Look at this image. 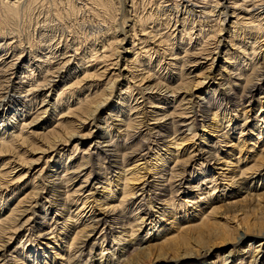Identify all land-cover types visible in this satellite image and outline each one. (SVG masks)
I'll use <instances>...</instances> for the list:
<instances>
[{"label":"bare ground","instance_id":"1","mask_svg":"<svg viewBox=\"0 0 264 264\" xmlns=\"http://www.w3.org/2000/svg\"><path fill=\"white\" fill-rule=\"evenodd\" d=\"M129 1L131 2V9H132L131 14H133L131 17L133 18L131 19L129 18L126 22L123 21L122 25L126 26V23L129 22V26H128L129 33L132 35V36L130 35L131 37L130 45L132 48V55L134 56H133V60L129 61V63L127 64V67H128L127 69L134 70L133 73H135L136 71H140L138 70V67L142 68L143 71L147 70L146 74H143V75H146V77L145 76L143 77V75L142 77H140L141 82H143L144 80H147L149 82L150 79L154 80L153 77H151L152 74L150 73L151 70L153 71V69H151L153 65L152 64L150 65L149 62L153 54H155V56H158V58L162 60V58L164 57L163 55H166V51H169V53L173 51L174 47H173V44H169L170 43L169 39L175 33L177 34L176 37L179 35L180 43H182L181 41L186 38V41L188 40L186 44L188 45L193 39L194 34H196L197 38L196 36L194 37V39L196 38L195 39L196 43L191 48V51H192L191 53H193L192 56H197L199 57V59H203L206 61L204 63H202L201 61L198 62V66L196 67V69L197 68L198 69L196 71H199V74H202V70H205V69L209 70L212 67V65L215 62L214 56L216 54H220V52L218 53L219 49H225V47L222 48L224 46L223 43L225 42H226V45H228L227 47H229V49H227L226 47L227 52L224 53L225 55L221 59L224 62L222 61L220 62L222 63L219 68L220 73L226 71L224 70V68L228 64L231 63V61L233 60L232 56L234 55L233 57H235L236 55L238 57V54L242 55V57H246L245 55L247 54L246 58L252 64L251 66H254L255 64V65H260V67L264 68L263 66L264 65V49H262L264 47V0H157L158 4L157 6L154 7V9L145 10V8H142V12L138 11L137 2H135V0H129ZM23 3L24 2L22 0H6L1 5L2 6L1 9L4 15H3V20L0 21V77L1 79L2 78L4 79L3 83H5L6 85L4 86L2 84L4 88L2 89L0 88L1 90L0 92H2L0 94V107L8 106L9 100L13 99L14 95H17V97L22 99V101L24 98L26 101L24 103H27L26 105L30 107L33 103L37 102L38 98L42 97L41 99L42 103L40 106L42 110L36 108L35 114L33 117L28 112L21 111V109L18 110V113L21 112L19 116L20 117L24 116V118L26 119L25 121H27L29 118L32 117L29 123L26 124L25 121H22V123L19 124V126H17L16 124L14 125L13 123L9 125L4 124V121L6 120V118L11 116L10 113L13 114L12 119L16 116V114L14 113L15 110L13 111V109H11L9 110V112H5L3 114H1L0 112V158L2 157V153L9 152L10 151L9 149L17 141L23 144L27 140L34 139V136H39L40 138L45 137L47 148L46 150H43V151L40 150V152L37 153L40 156L35 158L34 163L36 162L38 163V160H42L46 158V155L49 156L50 153L56 152L59 149V147H61V145L63 146L64 145L67 146V144L72 145L73 143H75L74 139L76 138H80L82 140L87 139L89 136H85V134H80L81 132L78 130L85 129L86 127L85 125H88L85 122L88 120V118L92 117L91 120H89V122L90 123L92 122V123L90 126H88V131H90L93 125V121L95 120L94 115L97 114L98 108H101L102 106L105 109L109 108L106 106L108 105L107 103L110 100L108 101V97L104 98L103 97L104 95H102L101 92H98L99 90H95L94 94L90 95V97L88 96V97L81 99V98H78L79 96L78 97L76 96L77 98L75 97V100L71 101V103H70V99H73L72 95L74 93L76 94V92H78L81 89L83 90L86 89V91L89 92L91 87L92 89L97 88L96 84L95 85L92 84L94 81L92 82L91 80H88L89 77L92 78L93 76H96V75L97 77L101 76L102 78L107 79L109 81L108 82L109 84L111 81H113V84L120 81L119 80L120 72L122 71H119V69H117V66H118L117 62H115V60L113 61V58H111L114 55L112 51V47H113V44L115 43L114 41L116 40V38L115 39H113L114 37L110 38L109 34H107V32L110 30L111 24L116 19L115 16L118 10L116 9L117 3H114L113 0H90L89 2L91 3V7H92V10L94 11L93 13L95 17L100 19L99 21L100 25L98 24L99 28H98L97 34H99L103 30L102 28H100L101 25L107 26V29L103 30L100 33L105 38L104 40L102 39L100 42V48L103 49L102 53L99 56L95 57L96 56L95 53L97 52L96 51L97 45H94V46L90 45V51H91L90 54H92L91 58L93 59L89 61L96 60L97 63L107 64L104 67V70L101 72L102 74H99V73L93 74V73H89L90 70L89 71L87 70L89 66L84 67L83 64L86 65L88 64L89 61L86 62L87 57L85 56V54L78 53L79 50L77 49V47H75V45H74L75 47L74 50L76 52L74 53L73 57H74V60H77L76 62L77 64L74 66H71L70 65L71 59L69 58L72 56L68 57V54L70 53L71 50L70 48H68L66 42L63 45H60L61 41L58 43L47 44V46L45 47L47 49L45 53L42 54L38 52L39 54L35 55V57L31 56L32 58L27 57L29 55V52L26 51L24 48L20 47L21 44L18 43L19 41L18 42L13 41L11 43L8 42L7 37H5V35H10L12 31L14 33L19 17L23 16L24 14L26 15L27 13L30 12L31 6L29 7V4L25 6ZM75 8L77 9V7H72L70 11L71 12L74 11ZM43 27L44 29L43 30L40 29L39 33H41L42 31H43L42 33H45V32L54 33L53 31L55 28L53 29L52 28L53 26L50 27L49 24H47L45 26L43 25L41 28ZM165 29L166 31L164 34V32H161V31ZM194 31L195 33H193ZM46 36L47 35H44L43 38H46ZM50 36H49V39H47V41H49L50 43L55 42V39L57 36L56 37L55 35L53 37L52 36L50 37ZM242 36L243 37L244 36H250V37L254 36L252 37V42H250V47L248 46L246 49L244 45L241 46V44H239L240 47H238V51L236 49L234 52H231L233 47L236 46L234 41L237 40L238 38H240L241 40ZM130 37L126 36V38H130ZM123 39H125V35L120 41H122ZM161 39H164V40H161ZM135 42H137V44ZM162 42H165V43L162 45L161 44ZM164 46L166 50L164 49ZM258 48L261 51L259 50L258 53H256L257 52L256 50ZM239 50H241V53L239 52ZM249 50H250V53H249ZM159 51H162L161 55L159 54ZM183 52H186V51H183ZM141 54H144L146 56L147 63H146V60L145 61L139 60L140 58L139 56ZM203 54L205 55V57L201 58V55ZM169 55H172V54L170 53ZM115 59H118V57ZM256 60L258 61L254 63ZM243 61L245 62L246 60H243ZM259 61H260V64H259ZM136 62L139 63L138 66ZM155 62L161 63V61L159 60ZM209 62H211L210 64L211 66L206 67L208 66L207 63ZM79 64H81V68L83 70L81 69L80 74L78 76H75V71L78 70L79 72ZM238 65L239 64L237 63L236 67ZM246 65L247 63L245 64V66ZM159 66L160 64H158L157 67ZM170 66H172V64L167 63L166 66L162 70H166V68L168 69ZM228 66L226 68H228ZM244 70L243 72H241L240 75L242 76L244 75L243 81L245 85L242 88V90L243 92L246 91V94H244L243 96V99L244 98L246 99L248 97L251 98L253 96V93H252L253 91L254 92H259V90L261 92L264 91V88L262 87H259L258 89L259 82L262 81L263 79L262 74L264 72L259 71L258 73H255L257 74L255 78L253 76L252 78L249 75H247V73ZM31 72L37 73L38 82H31L32 84H30L29 86H26L25 84L30 82V79L28 78ZM116 72L117 74H115ZM127 72L129 73V71ZM133 73L132 71L129 73V75L131 76L130 80H135L136 78L133 76ZM148 73H150L151 76ZM229 73L230 72L228 71V74L226 75L230 77L231 74ZM18 74L19 76H17ZM48 77L51 80L52 79L53 80L55 79V80L54 81L52 80V82L48 81ZM70 78H74L75 80L73 79L74 82L71 85L67 86L69 84ZM197 78L198 77H195V79ZM202 79L206 80L208 79V77L202 76ZM130 80H128V85H129V82H131ZM188 80H189L188 78H185L184 80L182 79V82H184L183 84L187 86L190 82ZM226 81L228 82V80ZM57 82L63 83V86L57 90L56 89L54 90V87H56V85H57V88L59 87ZM82 82H86V84L78 86ZM87 82H91V83L88 85ZM202 83L203 82H201V80L193 81L191 83L193 85H190L191 87L188 90L190 93L186 94L184 92L185 98H183L182 101L185 100L186 97H190V98L188 100H185L183 105L184 106L186 105V106H185V109H183L184 110L183 114H181L180 117L178 116L179 120L181 119L189 120L193 118L190 123H187L183 126L179 125L180 127H184V126L186 127L185 131L181 133V135L185 133L184 137L183 138L179 137L178 139H175L176 138L175 136L174 141L170 143L169 149L167 148L164 151H162L163 154H159L161 152L160 150L162 149H160L157 141L154 140L155 141L154 150L156 151L153 153V155H154V158H156L155 159L156 161L154 165L152 166V168L155 171L153 175H157L156 178H162L166 170H168L169 180L168 179L167 180L169 182L172 181L171 178L173 179V178L179 177L180 175L179 173H176V169L174 168L172 169V167L169 168V166L174 165L175 167L178 168L179 165L184 164L185 161L182 155L179 153H181L184 143L186 141H191L193 137H195V134H193L195 132L194 121H195V117L197 114L196 112L193 111V108H192L193 107L192 106L193 105L192 103L193 94L192 93L195 90H198L199 86H201ZM161 85L163 84L159 82L153 86L160 89V87L162 88ZM183 87L185 88V86ZM127 88H130V87L127 86ZM143 88H142L143 90L140 89L139 91L142 94V96L144 94L148 95L145 99L147 101L146 104H149V108H153L154 106L156 107V104L157 105L160 104L161 107H156V109H159L158 111H164V107H167V104L172 105V104L166 103V100L168 98L166 99L165 95L161 97L159 101H156L158 97L156 98V96H153V95L151 96L150 93H149L150 95L147 93H144L146 92L145 90L149 88V86L143 87ZM66 90L68 91L65 93ZM74 90L76 91L74 92ZM47 91L48 92L50 91L51 94L53 92L54 94L57 92V95H56L57 98L54 100V102H52L53 104L49 103L46 100V97L48 96L44 95V93ZM215 91L216 89L213 90L214 93H216ZM110 92H112V90ZM21 94H23V96H21ZM66 94L67 96H64ZM109 95L111 96V93ZM119 95H120L119 102L121 101L126 102L127 100L128 101L132 100L133 102L135 101V106H131V105L124 106V109H126L128 112H126V110H123L122 106H120L121 105L120 103L119 104L116 103V105L120 107V109L117 107L118 108L117 111L114 108H111L112 110L111 114H113L111 116L113 117L106 118V121L104 120L103 122L107 128L111 127V124L110 125L108 124L109 119L111 120L110 121L111 123L115 122V125H116V122L119 123V125H116V128L119 127L116 130L117 133L120 130V126H122V124L123 126L126 127V129H124L123 131H128V129L132 127L135 128L134 123H131V120H132L131 117L133 116L134 119H137L139 117L144 116L146 112L144 111V109L138 108L140 107V103L142 102H138L137 97H133L131 88L125 89L123 93H122V90L120 89ZM121 95H126V98H123ZM51 96L52 95H50L49 97ZM222 96L227 97L228 95L226 94V92H222ZM64 98L65 100L63 101ZM251 102L253 103V101ZM63 104L64 105L66 104V106H63ZM60 105H62V107H65L63 108V110L66 109L65 112H67L68 114L66 115L67 118L73 117V114L75 116L78 113H82V115H84L83 116L84 121L78 122L74 126L72 125V121H66V120H61L60 122L54 124L53 123L54 121L52 122L50 119L51 117H48V115L50 114L52 115V113H54V116H55L56 114L55 111L57 110V107ZM187 105L190 107H187ZM30 109L32 110L33 108H30ZM259 109H261V113L259 115L260 117L259 119L258 118L256 119L258 123L257 124L258 128L255 127L256 126L255 125L252 129L250 128L251 132L245 135H243L241 131L238 133V136L235 134L233 135V133L227 134L226 132L224 136H222V134L219 136V138L223 137L224 140H227L226 142L223 141V143L225 142V145L223 147H225L228 151H221V148H220L222 147L221 140H217L215 143H213L211 150H214V152H216L217 154L219 151L225 154L224 157H218L217 154H215L214 159L216 157L215 166L217 165L216 166L217 168L215 167V168H212L211 171H207L205 169V165L203 164L204 163L203 161L199 165H196L198 167L196 171L199 172L198 174H200L202 171L203 172L202 176L201 175L200 176L203 178L199 181L200 186L197 189V193H196L197 196H195L194 198H197L199 196L198 199L200 201L201 199L202 201H206V200L212 201V200H216V198L219 197V195H216V192H220V196H221L227 193L228 191H230L231 193L232 191H234V194H236L235 197H240L241 195H244V197L240 200H237V201L232 200L227 203V207L233 206L231 208L232 209L231 212L240 211V209L238 210V207H235V206H240V204H243L247 201H254L255 199L259 201L262 198H264V109H262V105L260 106ZM59 113L57 112V114ZM245 113L246 112L244 111V113H242L239 116L241 122L245 121L246 119ZM45 114H47V116L41 119L40 115L43 116ZM189 114H191V116H184V115H189ZM232 117L234 116H232L231 113L229 115L228 113L227 114L223 113L222 115H217L216 113H214L213 118H212L213 124L212 126H209L210 133L214 134L218 128H222V130L227 128L229 124L231 123V121L233 120ZM60 118L62 119V117ZM60 118H58V121L60 120ZM240 121H238V123H241ZM141 124H142L141 121H139L138 124L136 125H141ZM48 125L50 126L48 127ZM45 127H48V129L43 131ZM7 129H10V130H7ZM103 130L104 129L102 128V134H103ZM105 131L106 130H104V133ZM175 133L176 132L174 130L173 135ZM106 134L108 136L109 134L111 135V130L107 129ZM203 135L204 136H200V138H202V140H206L205 134ZM95 143H94V146H95ZM91 145L92 144H90L88 148ZM73 147L74 148H72L71 152L65 155L66 157L64 158L71 159L70 156L74 152L77 151V145ZM62 150L63 148H61V150H59L58 153L54 157L56 158L61 153ZM185 150H188V147L185 148L183 151V154L185 152L184 156L185 155L187 156L186 159H191L195 163L200 162L201 160L204 159L203 158L204 154L202 153V151L200 152V150L199 152H197L198 155L197 154L191 155L189 152L186 153ZM248 153L250 154L249 157L243 159L241 154L242 155L244 154L246 156V154ZM209 154L211 156L212 153H209ZM237 154H239V157H236ZM14 159L15 158H13V160L5 159V158L0 159V193L2 192V190H6L7 186L9 185L12 186V184L10 183L12 182V180H14L13 178H11L12 172L15 171L16 168L21 167V165H19V163H17ZM46 159H48L47 162L51 161L50 158H46ZM140 160H142V158H138V160L133 162L132 165H129V166L124 165L122 169L119 170L121 173L118 174V176L114 175L116 179L113 181L111 180V177H108V179L102 177L103 180H105V183H102V184L105 186L100 187L102 188V191L99 193V195L95 194L93 196L94 194L93 193L90 196H83L82 198H80L81 196H78V198L75 201H73V199L70 197V193L68 194V191L66 193L62 192L63 197H65L63 198L64 199L63 200L64 205L62 208L63 212L67 210L66 209L67 204L69 205L71 204L70 208H72V206L74 207L76 206L74 211L71 212V216L63 218L62 219L63 221L60 224H58L60 220V218L58 217L62 215V212L59 214V216L56 215L58 219H56L55 217L54 218L55 221H53L52 217L48 218V210H47L45 217H43V219L46 221L45 227L47 231L43 232L42 234L38 236L39 238L41 237L42 239H44L45 237H48L49 235L50 236L49 241H52V242H48L47 244L41 243V245L46 246V247H43L44 248L43 252L39 253V252H36L34 249L29 250L30 252L27 258L25 256L26 254L23 252L24 247L26 246H22V248L18 252V255L14 257L13 260H15V262H13V264H39V263L46 264L47 262H50L51 264H61L57 261V259L63 258L62 253L63 254L67 253L68 254L67 258H71V260L75 262V260H79L80 257L83 256L82 247L85 246L86 242L92 237L90 236V234H94L97 231L100 234V237L94 238V240H99L101 238L100 242L98 241L96 243L97 245L99 244V247H101V250L99 253L100 260L92 264H189L190 262H192L193 264H208L206 257L207 256L211 257V254L213 251L211 247H208L204 244H202V246L199 245L200 244L199 241L201 240V238L198 239L197 241V243H199L198 245L193 244L191 241L196 242V239H194L192 235H191L192 238H190L189 236L187 239H185V241L182 240L184 239V236L187 235L188 232L196 231L198 234L199 230H202L203 226L205 225V222L188 225L186 226L187 229L185 228L186 231L185 230L179 231V229L173 230L172 228L176 226L177 222L176 223L172 222L173 225H171L170 228H167L169 227V225H167V227L162 226V228H160V225H157V224L160 222L161 219L158 218L157 220H155L152 217L153 215H151L152 213L151 209L155 207H152L149 209V214L148 212H146V210H140L141 206H145L147 205V203L148 204L150 203L149 201L146 202L145 196H143V194L146 193L143 187L145 188L148 187V184L146 183L147 180L145 179L146 174L141 173L142 172L141 170H143V167L139 168L141 164H138V161ZM63 161L65 160H62V161L57 160V159L52 160L51 164H54L52 168L57 167L59 169L61 165L65 166ZM259 164L260 165L262 164L261 166L262 168L260 169H258L257 167ZM149 165H152V164H149ZM102 166L103 165H101L100 166L101 168L99 167L98 169L106 173L107 168L106 169L104 168L103 170ZM228 167H230L231 170H229ZM70 168L71 167L63 168L62 171L59 172L62 175L57 174V170L50 171V172H55L52 178H55V180L57 181V183H55V181L53 180L50 184L53 191L55 190L54 188H57L60 184L62 185L64 183H65L64 187L69 188L71 186V182L73 181V179H75V178L72 179V176H75L77 174L76 175V178H77L79 174L78 171L75 174H71L68 172ZM215 169L222 170L221 173L218 174L219 177L216 178L217 180L216 183H215L216 180L213 177L214 174H212ZM225 171H228L227 175L223 174ZM62 172L65 175H63ZM94 174L95 175L93 178L90 177L91 174L88 175V178L85 176L81 180V183H79L77 186L83 187L82 184L84 183L86 185V182L88 181V179H90V181L91 180L93 181L94 179H96V176L100 175V173H94ZM189 177H190L189 179L190 181L191 179L194 178L193 174H190ZM102 178L100 177L98 181ZM223 180H228L231 183V185H228L227 183H222L224 182ZM204 181H207V184L209 183L210 187L207 188V186H205ZM132 183H138V186L133 187ZM177 185H178L177 187H179L177 191H179L183 187V183L181 184V182H179ZM140 186H143V187L140 188ZM202 186H205V187L202 188ZM233 187H236V188L240 187V188L236 189ZM87 189L88 188H84L82 195L86 191H88ZM163 190L166 191V189H163ZM76 191L74 190L72 194H74ZM78 191L80 190L78 189ZM139 191H141V193H139V195H136ZM210 191L212 192L210 193ZM11 192H12V196H15V193H13L14 191L11 190ZM31 193H33L32 190L28 194H26L25 196L17 200L16 204L13 205L14 207H12L11 205H7L8 201L4 203L6 207L4 212H1L2 207L4 206L2 204L0 206V264L7 263V261H5L6 259L5 248H7L8 244H10L11 242H15L17 240V238L19 237L17 236L18 235L17 233L21 231L24 227H26V225H28V223L30 222L29 219H23V218L26 217L27 213H30L29 209L31 206H28L29 208H26V209H21V208L25 207V206L23 207L22 204H24L27 199L31 200V196H32ZM56 193H59V192H56ZM202 195H204L205 197L203 196L204 198H201ZM214 195H216V197H214ZM97 196L99 197L97 199V202L99 203V207L102 208V210L101 212H99V214L96 215L95 214L96 210H94L96 205H94L93 202H95L94 197H97ZM139 197L141 198L138 201L137 199ZM1 198H2V194H1L0 199ZM91 198H94L93 201H90ZM170 200L172 203H174L172 198ZM78 201L82 205L81 208H78L76 204ZM134 201L139 202L138 205H140L141 203V205L140 207L138 206L139 207L138 209L132 211L131 207L134 204ZM134 211L135 213H133ZM157 211H160L159 215L163 216L166 210H164V206H162ZM128 212H132L133 214L129 217H126L128 219L124 221L122 217H125L126 216L125 214H127ZM87 214L89 215L87 216ZM212 215L213 214H211V216ZM217 216L219 217L220 215H217ZM220 218L222 220H226L224 217H220ZM210 219L212 221V220H215L216 218L210 217ZM210 219L208 220L210 221ZM239 220L241 221V219H238L237 221ZM217 224H219V228L221 230L220 234L222 235V238H219V239H221V241L227 242L226 244L233 246L236 243L235 245L237 246L239 240H242L243 237L250 235V234L251 235L255 234L258 237H261V239H263L264 241V227H262L261 224L252 223L248 226L247 228L248 230H245V232H241V233H236V231L234 230V227H230L229 223H227V220L222 223L218 222ZM145 227H149L146 230L147 233L145 234V236L149 235L148 236L149 238L147 239L152 238L153 239L152 241L157 240L156 242L148 243L144 237L141 236L142 238H140V234L144 231ZM116 229H120L119 232H116ZM103 230H106L104 233H106L107 235L103 233ZM150 230H153L152 235H151ZM115 233H117L118 236H116ZM192 233H194L195 235V232H192ZM204 233H207V232H204ZM125 235H128V237H130L132 241L131 240L127 242L124 241L122 237H124ZM108 236L111 238V241H112L111 246L109 247V250L105 249L104 248L105 246L103 245V242H105L106 239L108 240ZM64 239H67V240H64ZM62 240H64L63 244L61 243ZM79 240H80L79 244L76 243ZM234 240L236 241L235 243H233ZM27 243L28 241H26V244L24 245H27ZM32 244L33 243H31V246ZM81 244H83V246ZM36 245H39V244L36 243L34 247ZM56 248H58L59 250H57ZM75 248L77 249L76 250L77 252L71 253V251H73V249ZM178 250L179 252H177ZM105 251H107L106 254H105ZM230 252L231 251H229V253L226 256L225 255L221 256V254L220 255L216 254V259H217L216 261H218L217 264H231L232 263L231 259L233 256L230 254ZM76 254L78 255L76 256ZM22 258H24V261L21 260ZM263 258H264V253H262L261 256H259L256 260L255 259L254 260L255 262L258 260L257 262L259 263L262 261L261 259ZM240 263H242V261L239 262L238 264ZM64 264H69V259L66 260ZM213 264L215 263L213 262Z\"/></svg>","mask_w":264,"mask_h":264},{"label":"rangeland","instance_id":"2","mask_svg":"<svg viewBox=\"0 0 264 264\" xmlns=\"http://www.w3.org/2000/svg\"><path fill=\"white\" fill-rule=\"evenodd\" d=\"M5 1L0 0V21L3 20V15H4V13L2 12V9H1V7H2L1 5ZM22 1L24 2L23 4L25 6L28 4H29V7L31 6L30 12H29L30 14L27 13L26 15L24 14L23 16L19 17L16 28L14 30L15 34L12 31L10 35H5V37H7V40L9 43H11L13 41L14 42L19 41L18 43L21 44L20 47L24 48L26 51L29 52V55L27 56L28 58L31 56L35 57V55H38L39 53H42V54L45 53L47 50L45 48L47 46V44L58 43L60 41H61L60 45H63L66 42L68 48H70V50H71L70 53L68 54V57L72 56L69 58V59H71L70 60L71 66H74L77 64L76 63L77 60H74V57H73L74 53L76 52L74 50L75 47H77V49L79 50L78 53L85 54V56L87 57L86 62L93 59V58H91L92 54H90V52H91L90 51V45L91 46L97 45L96 46L97 52L95 53L96 56L94 55L95 57L99 56L102 53L103 49L100 48V42L102 39L104 40L105 38L100 33L103 30H106L107 26L101 25L100 28H102L103 30L99 34H97L98 28H99L98 24L100 25V23H99L100 19L95 17V15L93 13L94 11L92 10V7H91V3H89L90 0H22ZM113 1H114V3H117L116 9L118 10V12L116 13V16H115L116 19L111 24L110 30L107 32V34H109L110 38H113V37H114L113 39L116 38V40L114 41L115 43L113 44V47H112V51H113L114 55L111 58H113V61L115 60V62H117V64H118L117 69H119V71H122V72H120V78H119L120 81L115 83V84H113V81H111L109 84L108 83L109 81L107 79L102 78L101 76L97 77V75H96V76H93L92 78L89 77L88 80H91L92 82L94 81L92 84H94V85L96 84L97 88L92 89V87H91L89 92L86 91V89H84V90L81 89V90H79L80 92L78 91L79 93L76 92L77 95L75 93L72 95L73 99H70V103H71V101L75 100L76 96L77 97L79 96L78 98H81V99L88 97V96L90 97V95L94 94L95 90H99L98 92H101V94L104 95L103 96L104 98L108 97V101L110 100L109 102L107 101L108 105L106 106L109 108L105 109L103 106L101 108H98L97 114L94 115L95 120L93 121V125H92L90 131H88V126H90L92 123V122L91 123L89 122V120H91L92 117L88 118V120L85 122L86 124H88V125H85L86 126L85 129L78 130L81 132L80 134H85V136H89V137L87 139H83V140L80 138H76V139H74L75 143H73L72 145L70 144L71 146L69 144H67V146L61 145V147H59V149L56 152L50 153L49 156L46 155V158L51 159L50 162H47L48 159L44 158L42 160H38V163L37 162L34 163L35 158L40 156L37 153H39L40 150L43 151V150H46V148H47V143L45 141V139H46L45 137L40 138L39 136H34V139L27 140L23 144H21V142L17 141L12 146L13 148L11 147L9 149L10 150L9 152L2 153V157L0 159L5 158V159L13 160V158H15L14 160L17 163H19V165H21V167L16 168L15 171L12 172L11 178L14 179V180H12V182H10L12 184V186H10V185L7 186L6 190H2V192L0 193V197L2 194V198L0 199V206H1V204L4 206V207H2L1 212L5 211L6 207H5L4 203H6L7 201H8L7 205H11L12 207H14L13 205L16 204L17 200H19L20 198H22L23 196L28 194L31 190L33 192V193H31V195H32L31 200L27 199L26 202L24 204H22L23 207L24 206L25 207L21 208V209H26V208H29L28 206H31L29 209L30 213H27L26 217L23 218V219H29L30 222L28 223V225H26V227H24L21 231H19L17 233L18 234L17 236H19L17 238V240L15 242H11L10 244H8L7 248H5V255H6L5 261H7L6 264H13V262H15V260H13V259H14V257H16L18 255V252L20 251L22 246H26V247H24L23 252L26 254L25 256L27 258V256H29L28 255L30 252L29 250L34 249L36 252H39V253L43 252V250H44L43 247H46V246L41 245V243L47 244L48 242H52V241H49V238H50L49 235H48V237H45L44 239H42L41 237L39 238V236H38V235L42 234L43 232L47 231V229L45 227L46 221L43 219V217H45L47 210H48V218L52 217L53 221H55L54 218L56 217V215L59 216V214L62 212V215L60 217H58V218H60L58 224H60L63 221L62 219L71 216V212H73L74 209L76 208V206L75 207L72 206V208H70L71 204L70 205L67 204L66 205L67 210L63 212V210H62L63 205H64V201H63L64 199L63 198H65V197H63L62 192L66 193L68 191V194L70 193V197L73 199V201H75L78 198V196H81L80 198H82L83 196H90L93 193H94L93 196L95 194L99 195V193L102 191V188H100V187L105 186L102 184V183H105V180H103L102 177H104L106 179H108V177H111L112 181L115 180L116 178L114 177V175L118 176V174L121 173L119 170H121L124 165H126V166L132 165V163L135 162L136 160H138V158H142V160L138 161V164H141L139 168L143 167V170H141L142 171L141 173L146 174L145 179L147 180L146 183L148 184V187L145 188L143 186H140V188H142V187L144 188V190L146 191V193L143 194V196H145V201L146 202L149 201L151 204L147 203V205L140 207L141 203H140V205H138L139 202L134 201V204L131 207L132 211L136 210L140 207V210H146V212H148V214H149V209L152 207H155V208L151 209V211H152L151 215H153L152 217L155 220H157L158 218L161 219L157 225H160V228H162V226L167 227V225H169V227H167V228H170L174 222L175 223L177 222L176 226H174V228H172V229L173 230L179 229V231H181V230L186 231V229H187L186 226H188V225H193V224L205 222V225L203 226L202 230H199L198 234L196 231H192V232H195V235L192 232H188L187 235H185L184 239H182V240L185 241V239H187L190 236V238L194 237V239H196V242L191 241L193 244L198 245L200 243L199 245H201V246H202V244H204L208 247H211L213 250L211 257L210 256L206 257L208 264H210V263L213 264V262L215 264H217L218 261H216L217 260L216 254L217 255L221 254V256L222 255L226 256L229 253V251H231L230 254L233 256L231 259L232 260L231 264H238L241 261L243 264H249L250 262H251L250 264H264V258L261 259L262 261L259 263L257 262L258 260L256 261L257 263L255 262V260L259 256H261L262 253H264V241H263V239H261V237H258L255 234H252L253 235L252 236L250 234V235H247L248 237L245 236L242 238V240H239L237 246L235 245L236 241L234 240L233 243H235V244L232 246V245L226 244L227 242L221 241V239H219V238H222V235L220 234L221 230L219 228V224H217L218 222L222 223V222L227 220V223H229V226L234 227V230L236 231V233L245 232V230H248L247 229L248 226L252 223L253 224L258 223V224H261L262 227H264V225H263L264 224V198H262L259 201H257V199H255L254 201H247L243 204H240V206H235V207H238V210L240 209L239 212L238 211L237 212L236 211L231 212V210H232L231 208L233 206L227 207L228 202H230L232 200L237 201V200H240L244 197V195H241L240 197H235L236 194H234V191H232V193L230 191H228L227 193H225L221 196H220V192H216V195H219V197H217L216 200H212V201H208V200L202 201L201 198H204L205 197L204 195L201 196V198H200L201 201L198 199L199 196L197 198H194L195 196H197V194H196L197 189L200 186L199 181L203 178V177H201L203 172L201 171V173L198 174L199 172L196 171L198 169V167L196 165H199L203 161L204 162L203 164L205 165V169L207 171H211L212 168H215L217 166V165L215 166L216 157L214 159V156L217 153L214 152V150H211L213 143H215L217 140L222 141V145H221L222 147H220L221 151H228L225 147H223L227 140H224L223 137L219 138V136L221 134H222V136H224V134H226V133L227 134L233 133V135L235 134L238 136V133L241 131H242L243 135H245V134L250 133L251 132L250 130L255 125H256L255 127L258 128V126H257L258 123H257L256 119L257 118L259 119V117H260L259 115L261 113V109H259V108L261 105H262V109H264V102H262V101H264V98H262V97H264V91H262V92L260 90H259V92L253 91L252 92L253 96L251 98L248 97L246 99L245 98L243 99V96H244V94H246V91L243 92V90H242L245 83L243 81L244 75L242 76L240 74L245 69L244 71L247 73V75H249L250 77L253 76L255 78V76L257 75L255 73H258L259 71L264 72V68L260 67V65H255V64H254V66H251L252 64L246 58L247 54L245 55L246 57H242V55L238 54V57L236 55H235V57H233L234 55L232 56L233 60L231 61L230 64H228L229 66L227 65L228 68H226L227 66L225 67L226 69L224 68V70H226V71L220 73L219 68L222 64L220 62L221 61L224 62L221 59L224 57V55H225L224 53L227 52V49H229V47H227L228 45H226V42H225V43H223L224 46L222 48L225 47V49H226V47H227V49L226 50L225 49H219L218 53L220 52V54H216L214 56L215 62L212 65V67L210 69L208 68L209 70H207V69L202 70V74H199V71H196L198 69V68L196 69V67L198 66V62L201 61L202 63H204L206 61L203 59H199V57H197V56H192L193 53H191L192 52L191 48L196 43L195 42L196 41L195 39L197 38L196 34H194L193 39L191 40L190 44L188 45V44H186L188 42V40L186 41V38L181 41L182 43H180V41H179L180 37L178 35L177 36L178 38H177L176 37L177 34L175 33L173 36L170 37V39H169L170 43L168 42L169 44H173V47L175 49V50L173 49V51L170 52L172 55H169L170 54L169 51H166V55H163L164 57L161 60L160 58H158V56H155V54H153V56L149 62L150 65L151 64L153 65V67L151 68V69H153V71L151 70V72H150L152 74V76L150 73H148V74L151 77H153L154 80L150 79L149 82L147 80H144L143 82H141L140 77H142L143 74H146L147 70L143 71L142 68H139V67H138V70H140V71H136L135 73H133L134 70L130 69L133 73V76L136 77L135 80H130L131 76L129 75V73L131 71L129 69H127L128 68L127 64L129 63V61L133 60L134 55H132V48L130 45V43H131L130 35L131 34L129 33V27H128L129 22L126 23V26L122 25V24H123V21L126 22L129 18L130 19L133 18V17H131L133 15V14H131L132 13L131 2L129 0H113ZM135 2H137L139 12H142V8H145V10L154 9V7L157 6V4H158L157 0H135ZM72 7H77V9L75 8V10H74L75 12L70 11V9ZM47 24H49L50 27L53 26L52 27L53 29L55 28L53 31L54 33L45 32V31H44L45 33H42L43 31L41 33H39L40 29H42V30L44 29V27L43 28H41V27L43 25L45 26ZM165 31H166V29L162 30L161 32H164V34H165ZM193 33H195V31ZM42 35L43 36L47 35V36H46V38H43ZM50 35L52 37L54 35H55V37L57 36L55 39V42L50 43L49 41H47V39H49ZM124 35H125V39L120 41L124 37ZM126 36H128L130 38H126ZM195 36H196V38L194 39ZM252 37H254V36H251V37L250 36H244V37L242 36L241 40H240V38L235 40L234 43L236 46L233 47L231 52H234L236 49L238 51V47H240L239 44H241V46L244 45V47L246 49L248 46L250 47V42H252ZM107 38H109V37H107ZM172 39H174V40H172ZM161 40H164V39H161ZM135 43L137 44V42H135ZM164 43L165 42H162L161 44L163 45ZM74 45H75V47H74ZM165 46H164V49H165ZM137 47H139V46H137ZM255 47H257V46H255ZM262 49H264V47ZM159 50H161V49H159ZM259 50L260 49L258 48L256 50L257 51L256 53H258ZM183 51H186V52H183ZM161 52L162 51H159L160 55H161ZM239 52L241 53V50H239ZM151 53H152V51H151ZM249 53H250V50H249ZM203 55H201V58L205 57V55L204 56ZM117 57H118V59H115ZM139 57L141 58V59L139 58L140 61L146 60V63H147V59H146V56L144 54H141ZM157 60L161 61V63L160 62L156 63L155 61H157ZM243 60H246V61L244 62ZM257 61L258 60H256L254 63H256ZM167 63L172 64V66H170L168 69L166 68V70H162L166 66ZM237 63L239 65L236 67ZM246 63H247V65L245 66ZM136 64L138 66L139 63L136 62ZM158 64H160L159 67H157ZM210 64H211V62L207 63L208 66H206V67L211 66ZM259 64H260V61H259ZM83 65H84V67L89 66L87 68L88 71L90 70L89 73L102 74L101 72L104 70V67L107 64L97 63V61L94 60V61H89L88 64H86V65L85 64H83ZM135 65H134V67H135ZM167 67H168V65H167ZM81 69H82L81 64H79V72H78V70H76L75 76H78L80 74ZM127 71H129V73ZM228 71L230 72L229 74H231L230 77L226 75V74H228ZM115 74H117V72ZM262 75H263V77H262L263 79H262V81L259 82L258 89H259V87L264 88V73ZM17 76H19V74ZM144 76L146 77V75H143V77ZM202 76H207L208 79L203 80ZM37 77H38L37 73L31 72V74H29V78H28V79H30V82L26 83L25 85L29 86L30 84H32L31 82H38ZM195 77H198V78L195 79ZM185 78H188L189 79L188 81H190L189 84L187 85L188 87L185 84H183L184 82H182V79L184 80ZM73 79L74 78H70L69 84L67 83L68 84L67 86L71 85L74 82L75 79L74 80ZM46 80H47V78H46ZM52 80L48 77V81L52 82ZM128 80L131 81V82H129V85H128ZM197 80H201V82H203V83L201 84V86H199L198 90H195L192 93L193 94L192 95V101H193L192 102L193 103L192 108H193V111L196 112V114H197L195 117V121H194L195 132L193 134H195V137H193V139L191 141H186L184 143L183 149L181 150V153H179L182 155V157L185 161V162L183 161L184 164L179 165L178 168L175 167L174 165L169 166V168L172 167V169L173 168L176 169V173H179L181 176L178 174L179 177H176L173 179L171 178L172 181L169 182L168 181L169 180L168 170H166L164 172L162 178H156L157 175H153L155 171L152 168V166L154 165V163L156 161L155 160L156 158H154V155H153V153L156 151V150H154L155 149V144H154L155 141L154 140L157 141L160 149H162V150L158 149L161 151L159 154H163L162 151H164L167 148L169 149L170 143H172V141H174L175 136H176L175 139H178L179 137L180 138L184 137L185 133L182 135H181V133L183 131H185L186 127L185 126L180 127V126H183L187 123H190L193 118H191L189 120H186V119L179 120V117L181 116V114H183V111H184L183 109H185V106H186V105L184 106L183 104H184L185 100H188L190 97H186V99L183 101H182V99L185 98V95H184L185 93L186 94L190 93L188 90L191 87L190 85H193L191 83L193 81H197ZM226 80H228V82ZM0 81H1L0 88L2 89V88H4V86L6 84L3 83L4 79L3 78L1 79V77H0ZM159 82L161 84H163V85H161L162 88L160 87V89H158V88L153 86ZM87 83L89 85L91 82H87ZM228 83H230V84H228ZM2 84L4 86H2ZM57 84L59 87L57 88V85H56V87H54V90L55 89L57 90L63 86V83H61V82H59V83L57 82ZM84 84H86V82H82L78 86H81ZM127 86L131 88L133 97H137L138 102H142V103H140V107H138V108H140V109L142 108V109H144V111H146L148 113L145 112L144 116L139 117L137 119H134V117L132 116L131 117V119H132L131 123H134L135 128L132 127V128H129L128 131H123L124 129H126V127L123 126V124H122V126H120V130L117 133L116 130L119 127L116 128V125H119V123L116 122V125H115V122L111 123L110 122L111 120L109 119L108 124L109 125L111 124V127L107 128L103 121L104 120L106 121V118L113 117V116H111V115H113V114H111V111H112L111 108H114L116 111L118 108L120 109V107H118V105H116V103L117 104L120 103L121 104L120 106H122L123 110H126V109H124V106H128V105L135 106V101L133 102L132 100H130V101L127 100L126 102H123V101L119 102L120 101L119 90L121 89L122 93H123L125 91V89H130V88H127ZM148 86H149V88L147 90H145L146 92H144V93H147V94L150 93L151 96L153 95V96H156V98L158 97L156 101H159V99L165 95L166 99L168 98L166 100V103H169L172 105L167 104V107H164V111H158L159 109H156V107H161L160 104L159 105L156 104V107L153 105L154 106V107L152 106L153 108H149V104H146L147 101L145 99L148 95L144 94L143 95L144 98H143L142 94L139 91L143 87H148ZM183 86H185V88ZM74 88H76V87H74ZM163 88H165V89H163ZM215 89H216V91H215L216 93L213 92V90H215ZM68 90H66L65 93ZM111 90H112V92H110ZM150 90H151V92H150ZM75 91L76 90H74V92ZM69 92H71V91H69ZM222 92H226V94L228 96L227 97L222 96ZM1 93L2 92H0V94ZM110 93H111V96L109 95ZM44 95L48 96V97H46V100L49 103L54 102V100L57 98L56 97L57 92L55 94H54V92L51 94L50 91L49 92L47 91L44 93ZM50 95H52V96L49 97ZM21 96H23V94H21ZM64 96H67V94ZM121 96L123 98H126V95H121ZM174 96H176V97H174ZM43 98H44V96H43ZM174 98H175V100H174ZM198 98H200V99H198ZM13 99L9 100L8 106H1L2 108L0 107L1 114L5 113V112H9V110H11V109H13V111L15 110L14 113L16 114V116L12 119L13 114L10 113L11 116L6 118V120L4 121V124L9 125V124L13 123L14 125L16 124L17 126H19V124H21L22 121H25L26 119L24 118V116L23 117L19 116L21 114V112L18 113V110H20V109H21V111L28 112L32 117L35 114L36 108L42 110V108H40L41 103H42V100H41L42 97L38 98L37 102H35L33 104L31 103L32 104L31 107L26 105L27 103H24V102H26L24 98L22 101L21 98L17 97V95H14ZM144 99H145V101H144ZM64 100H65V98L63 99V101ZM251 101H253V103ZM161 102H163V101H161ZM179 102H181V103H179ZM112 105H113V107H112ZM188 105H187V107H190ZM63 106H66V104L65 105L63 104ZM30 108H33V109L31 110ZM63 108H65V107H62V105H60L57 107L58 111L57 110L55 111L56 112L55 116H54V113H52V115L51 114L48 115V117H51L50 118L51 121L52 122L54 121L53 122L54 124L60 122L61 120H66V121H72V125L74 126V125H76V123L84 121V117H83L84 115H82V113L76 114L78 116H76V115L74 116V114H73V117L67 118L66 115H68V114H67V112H65L66 109L63 110ZM233 110H234V112H233ZM244 111L246 112L245 113L246 119H245V121L241 122L239 116L242 113H244ZM57 112L58 113L60 112V113L57 114ZM126 112H128V111L126 110ZM214 113H216L217 115H222L223 113L224 114L228 113V115H229L231 113V115L234 117H232L233 120L231 121V123L229 124V126L227 128H225L223 130H222V128H218L214 134H211L209 126H212V124H213L212 118H213ZM150 115H152V116H150ZM40 116H41V119H43V117H46L47 114H45L43 116L40 115ZM184 116H191V114L184 115ZM60 117H62V119ZM226 117H227V115H226ZM31 118H29L27 121H25V123L26 124L29 123ZM58 118H60L59 121H58ZM139 121H141L142 124L136 125V124H138ZM238 121H240L241 123H238ZM50 125H52V124H50ZM50 125H48V127ZM48 127H45L43 129V131L47 130ZM102 128L104 130H106L105 133L103 130V134H102ZM107 129L111 130L112 136L110 134H109V136L106 134ZM7 130H10V129H7ZM174 130L176 133L173 135ZM203 134H205L206 140H202V138H200V136H204ZM97 137H99V138H97ZM223 141H225V142L223 143ZM95 142H97V143H95ZM94 143H95V146H94ZM90 144H92V145L88 148V146ZM76 145H77V151L74 152L70 156L71 159L64 158V157H66L65 155H67L69 152H71L72 148H74L73 146H76ZM96 147H98V148H96ZM187 147H188V150H185L186 153L189 152L191 155L197 154V152H199V150H200V152L202 151V153L204 154V156H203L204 159L201 160L200 162H196V163L194 161H192L191 159H186L187 156L186 155L184 156L185 152L183 154V151ZM61 148H63V150L55 158L54 156L58 153L59 150H61ZM11 150H13V151H11ZM209 153H212L213 156L211 154V156H212L211 157ZM233 153H235V152H233ZM132 155H134V156H132ZM224 155L225 154L221 153L220 151L217 154L218 157H224ZM249 155H250L249 153L246 154V156L244 154L243 155L241 154L243 159L249 157ZM236 157H239V154H237ZM234 158H233V160H234ZM56 159L61 160V161L65 160V161H63L65 166L61 165V167H60L61 169L60 168L58 169L57 167L52 168V166L54 165V164H51L52 160H56ZM23 161H25V162H23ZM149 164H152V165H149ZM81 165H83V166H81ZM101 165H103L102 166L103 170H104V168L105 169L107 168L106 173H104V171L98 169ZM261 166H262V164L261 165L259 164L257 166L258 169L262 168ZM65 167H71L70 168L71 171L70 170L68 171L69 173L75 174L78 171L79 174H78L77 178H76L77 174L75 176L71 175L72 179L73 178H75V179H73L74 182L73 181L71 182V186L69 188H65L64 187L65 183H64L62 185L60 184L57 188H54L55 190L56 189L57 190L53 191L50 184L53 180L55 181V183H57V181L55 180V178H52L53 175L55 174V172H50V171H52V170L56 171L57 170V174H61L59 172H61L62 169ZM230 167H228L229 170H231ZM221 171L222 170H219V169L214 170V172L212 174H214L213 177L215 180L217 177H219L218 174H220ZM94 173H100V175L96 176L97 180L94 179L93 181L92 180L90 181V179H88V181L86 182V185L84 183L82 184L83 187L77 186L79 183H81V180L85 176L88 178V175L91 174L90 177L93 178L95 175ZM227 173H228V171H225L223 174L227 175ZM18 174H19V176H18ZM190 174H193V176H194V178L191 179V181L189 180ZM63 175H65V174L63 173ZM100 177L102 179H100L98 181V179ZM206 180H208V179H206ZM187 181H189V182H187ZM223 181L224 182H222V183H227L228 185H231V183L228 180H223ZM179 182H181V184L183 183V187L179 191H177V189H179V187H177L178 186L177 184ZM216 182H217V180L215 181V183ZM204 183H205V186H207V188L210 187V184L209 183L207 184V181H204ZM132 184H133V187L138 186V183H132ZM205 186H202V188H204ZM81 188H82V190H81ZM84 188H88L87 189L88 191H86L82 195ZM233 188H236V187H233ZM239 188L240 187H238L236 189H239ZM71 189H73V190H71ZM78 189L80 191H78ZM163 189H166V191H164ZM11 190L14 191L13 193H15V196H12ZM74 190L75 191L77 190V191L74 194H72ZM141 191H139L136 195H139V193H141ZM56 192H59V193H56ZM211 192L212 191H210V193ZM71 195H73V196H71ZM216 195H214V197H216ZM143 196H141V197H143ZM141 197H139L137 200L139 201V199ZM94 198H91L90 201H93V199H94L95 202H93V203H94V205H96L94 210H96L95 214L97 215V214H99V212H101L102 208L99 207V203L97 202V199L99 197L97 196ZM171 198L173 199L174 203L171 202V200H170ZM51 201H53V202H51ZM169 202H170V204H169ZM76 204H77L78 208H81L82 205L80 204L79 201ZM162 206H164V210H166V211L163 214V216H160L159 215L160 211H157V210L159 208H161ZM68 209L69 210L72 209V210L69 211ZM133 213H135V211ZM133 213L128 212L127 214H125L126 216L122 217L123 220L125 221L126 219H128L126 217L131 216ZM210 213L213 215L211 216ZM88 215L89 214H87V216ZM217 215H220V216L218 217ZM210 217L211 218L215 217L216 219L211 221ZM220 217H224L226 220H222ZM58 218L56 217V219H58ZM174 219H175V221H174ZM208 219H210V221ZM238 219H241V221L240 220L237 221ZM177 220H179V221H177ZM206 221H208V222H206ZM18 222H19V220H18ZM230 222H231V224H230ZM236 225H237V227H236ZM15 227H16V225H15ZM148 228L149 227H145L144 231L140 234V238L144 237L148 243H154L157 240L152 241L153 240L152 238L147 239V238H149L148 237L149 235L145 236V234L147 233L146 230ZM119 230L120 229H116V232H119ZM105 231L106 230H103V233ZM150 232L152 235L153 230H150ZM204 232H207V233H204ZM104 234H106V233H104ZM115 235L118 236L117 233H115ZM191 235H192V237H191ZM90 236H92V237L86 242V245L83 243L85 246H83V244H81L83 246L82 247V250H83L82 255L83 256L80 257V259L78 258L79 260L74 259L75 262H73V260H71V258H67V256H68L67 253H64V254L62 253L63 258L62 259L58 258L57 261L61 264H64L65 261L68 259H69V264H92V263H95L96 261L98 262L100 260L99 253H100L101 247H99V244L97 245L96 243L98 241L100 242L101 238L99 240H94V238H99L100 234L97 231L94 234H90ZM167 236H168V234H167ZM122 238L126 242L131 240L130 237H128V235H125ZM200 238H201V240L199 241V243H197L198 239H200ZM64 240H67V239H64ZM64 240H62V242H61L62 244L64 243L63 242ZM26 241H28V243H27V245H24V244H26ZM79 242H80V240L77 241L76 243L79 244ZM31 243H33L34 245L37 243L39 245H36L34 247V245L32 244V246H33L32 247ZM111 243H112L111 238L108 236V240L106 239V241L103 242V245L105 247L103 245L102 246L105 249L109 250ZM250 243H251V245H250ZM37 246H39V247H37ZM77 246H79V245H77ZM29 247H31V248H29ZM56 249L59 250L58 248H56ZM175 249H177V248H175ZM76 250H77L76 248L73 249V251H71V253L77 252ZM177 252H179V250ZM106 253H107V251H105V254ZM78 254H79V252H78ZM78 254H76V256ZM104 257H105V255H104ZM240 259H242V260H240ZM21 260L24 261V258H22ZM44 263H46V262H44ZM242 263H240V264H242ZM46 264H51V263L47 262ZM189 264H193V263L190 262Z\"/></svg>","mask_w":264,"mask_h":264}]
</instances>
